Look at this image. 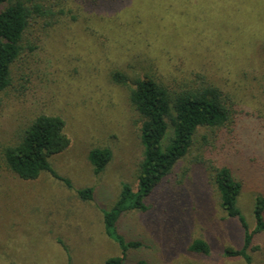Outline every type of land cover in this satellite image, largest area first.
<instances>
[{"label": "rangeland", "instance_id": "obj_1", "mask_svg": "<svg viewBox=\"0 0 264 264\" xmlns=\"http://www.w3.org/2000/svg\"><path fill=\"white\" fill-rule=\"evenodd\" d=\"M49 5L52 27H34L38 48L31 55L25 48L12 87L0 96V146L14 145L40 114L64 120L70 146L49 159L61 180L42 173L23 181L0 170V264H104L120 256L103 213L123 184L136 187L142 158L129 87L150 76L172 88L195 75L229 97L235 124L216 134L200 129L187 156L145 201L146 211L121 218L116 232L141 243L124 264H246L223 256L225 248L241 249L243 230L220 209L205 159L229 167L242 182L238 207L253 230L254 199L264 197V0ZM244 31L253 39L232 36ZM94 148L112 153L97 176L87 159ZM87 188L91 201L78 195ZM195 239L209 245L208 256L187 251ZM249 255L251 264H264V233L254 237Z\"/></svg>", "mask_w": 264, "mask_h": 264}, {"label": "trees", "instance_id": "obj_2", "mask_svg": "<svg viewBox=\"0 0 264 264\" xmlns=\"http://www.w3.org/2000/svg\"><path fill=\"white\" fill-rule=\"evenodd\" d=\"M50 1L0 0V96L6 95L12 87L13 74L20 67L25 48L29 47V55L38 48L41 37L34 27L42 32L52 27L54 13ZM81 1L86 5H95L105 0ZM232 36L236 37L235 40L241 36L253 39L249 31ZM114 78L120 85L126 86L125 76L116 73ZM128 102L137 117L142 158L137 169L136 187L123 184L114 205L103 213L105 233L120 249V256L109 258L104 264H124L128 251L140 249L141 243L126 241L116 232L118 223L128 212L146 211L145 201L187 156L198 131L207 129L216 134L235 124V109L229 97L202 75H195L172 88L145 76L129 87ZM64 129L65 123L60 117L37 115L20 129L14 145L0 146V170L23 181L36 180L42 173H50L61 180L52 170L49 159L69 148L70 140ZM201 139L205 142L204 147L212 146L206 137ZM87 159L97 176L111 161L112 153L108 148H94L88 152ZM205 161L220 209L226 217L237 220L243 230L241 249L225 248L223 256L241 258L246 264H251L249 250L252 241L256 235L264 233V197L254 199V228L249 230L246 218L238 207L242 182L229 167ZM78 195L82 200L91 201L93 190L83 189L78 191ZM187 251L193 255L208 256L210 247L205 241L195 239Z\"/></svg>", "mask_w": 264, "mask_h": 264}]
</instances>
